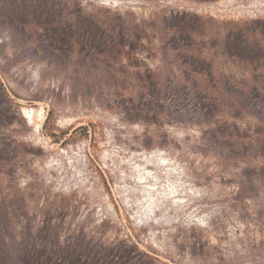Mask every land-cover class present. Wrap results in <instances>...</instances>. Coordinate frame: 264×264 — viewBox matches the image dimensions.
<instances>
[{
    "label": "rangeland",
    "instance_id": "obj_1",
    "mask_svg": "<svg viewBox=\"0 0 264 264\" xmlns=\"http://www.w3.org/2000/svg\"><path fill=\"white\" fill-rule=\"evenodd\" d=\"M12 261L264 264V0H0Z\"/></svg>",
    "mask_w": 264,
    "mask_h": 264
},
{
    "label": "trees",
    "instance_id": "obj_2",
    "mask_svg": "<svg viewBox=\"0 0 264 264\" xmlns=\"http://www.w3.org/2000/svg\"><path fill=\"white\" fill-rule=\"evenodd\" d=\"M72 28H73L74 34L70 35L69 38L76 37L77 41H79V39H83L89 42L91 45H95V44H98V42L104 41L106 37V34H104L103 31H101L102 30L101 26L95 21V19H92L91 17L81 18V15H77L71 26V29ZM112 29H115V28L112 27ZM118 31H119L120 36L122 37L128 36L129 39L138 38L136 31H134L132 28L121 27V28H118ZM51 114L52 112H50L48 119L50 118ZM12 263L14 264L13 261Z\"/></svg>",
    "mask_w": 264,
    "mask_h": 264
},
{
    "label": "bare ground",
    "instance_id": "obj_3",
    "mask_svg": "<svg viewBox=\"0 0 264 264\" xmlns=\"http://www.w3.org/2000/svg\"><path fill=\"white\" fill-rule=\"evenodd\" d=\"M29 113H31V114H29V115H30V117H31V118H33V113H32V112H29Z\"/></svg>",
    "mask_w": 264,
    "mask_h": 264
}]
</instances>
